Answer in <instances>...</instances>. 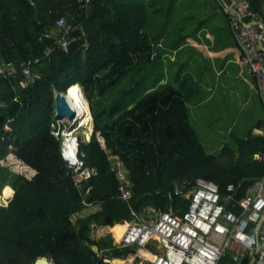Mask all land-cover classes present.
<instances>
[{"label": "trees", "instance_id": "1", "mask_svg": "<svg viewBox=\"0 0 264 264\" xmlns=\"http://www.w3.org/2000/svg\"><path fill=\"white\" fill-rule=\"evenodd\" d=\"M142 1L0 0V68L8 74L12 66L19 69L0 73V135L7 138L10 127L23 143L13 154L0 144V198L15 193L8 206L0 203V264H35L39 257L56 264H78L82 258L108 264L106 255L122 258L131 249L116 248L112 234L97 238L95 233L123 220L133 222V211L148 219L152 210H187L189 201L170 196L175 182L205 177L222 192L233 184L244 195L264 177V163L253 160L264 148L263 137L249 134L238 150L226 146L219 153L203 143L179 92L188 82L199 93L193 58L181 61L177 80L170 70L174 79L153 91L165 77L158 63L161 39L156 37L160 31L150 29ZM249 3L253 18L264 24V0ZM61 17L73 27L67 52L58 46ZM169 26L170 21L163 31ZM46 29L51 38H42ZM152 66L158 74L151 81ZM67 90L82 115L92 109L95 119L92 138L78 137L83 167L97 173L81 189L62 156L64 137L55 116V93ZM12 155L33 172L31 177L3 164ZM98 177L109 181L103 192L94 190L92 180ZM124 188L132 192L129 200ZM87 203L97 211L80 216ZM118 225L123 232H112L117 241L128 226Z\"/></svg>", "mask_w": 264, "mask_h": 264}, {"label": "built area", "instance_id": "2", "mask_svg": "<svg viewBox=\"0 0 264 264\" xmlns=\"http://www.w3.org/2000/svg\"><path fill=\"white\" fill-rule=\"evenodd\" d=\"M249 2L223 0L222 6L230 18L232 32L241 50L239 63L255 79L264 108L263 34L259 21L253 18L255 15ZM56 30L61 34L58 46L67 52L72 25L61 17L56 22ZM51 37L50 29L42 34V38ZM50 53L52 49H47V54ZM0 73L7 76L19 73V69L12 66L8 74L0 68ZM24 73L31 80V67H27ZM53 134L58 136L59 132L54 131ZM61 134L64 137L62 156L73 169L76 186L81 189L82 182L97 173L95 169L83 167L78 151L75 160L66 156V133ZM254 160L264 163V148ZM123 191L124 199L129 200L132 192L128 188ZM170 196L189 201L188 209L171 207L168 211H154L156 218H152L150 223L141 220L133 211L135 220L128 224L122 240L115 243L116 248H129L131 252L121 259L122 263L107 259L108 264H264V177L248 187L244 195H240L233 184L222 192L214 180L185 178L174 183ZM85 206L91 208L94 204L87 203ZM145 247L151 257L138 261L137 255ZM103 254L104 251L99 256L103 258ZM132 255L133 259L128 257ZM245 255H248L246 262L243 260ZM225 260L228 262L225 263ZM82 261L91 264L85 258L79 259L78 264Z\"/></svg>", "mask_w": 264, "mask_h": 264}, {"label": "crops", "instance_id": "3", "mask_svg": "<svg viewBox=\"0 0 264 264\" xmlns=\"http://www.w3.org/2000/svg\"><path fill=\"white\" fill-rule=\"evenodd\" d=\"M142 2L148 10L150 29L155 33L160 31L156 35L161 39L157 53L163 73L168 75L170 70H174L177 80L183 68L182 60L193 58L197 64L199 93L190 89L188 82L184 85L183 92H179L183 94L191 110L193 125L195 118L192 110L202 105L208 106L214 126L212 151L204 143L208 150L219 153L226 146L238 150V143L247 140L249 134L252 137L264 138V108L259 98L257 84L239 63L241 50L232 32L230 18L223 11V0H143ZM150 17L155 18L154 21L150 22ZM169 21V29L165 32L164 24ZM259 24L263 34L261 44L264 48V24L261 21ZM178 39L181 40L178 42L181 45L184 43L189 45L191 40L194 46L183 49L181 53L183 55L179 56L175 45ZM223 44L227 45L223 46ZM163 45L167 47L164 48ZM189 72L194 74L192 71ZM210 74H213V77ZM93 133L94 131L92 135ZM198 133L201 136L200 131ZM256 155L253 156V160ZM154 211L149 212L148 219L140 216L141 220L150 223ZM129 223L131 222L126 221L122 225ZM127 254H124L123 258ZM132 256L128 257L133 259L134 255ZM106 257L116 261L108 255ZM117 260L121 261L118 257Z\"/></svg>", "mask_w": 264, "mask_h": 264}, {"label": "rangeland", "instance_id": "4", "mask_svg": "<svg viewBox=\"0 0 264 264\" xmlns=\"http://www.w3.org/2000/svg\"><path fill=\"white\" fill-rule=\"evenodd\" d=\"M238 1H242V0H238ZM154 19L155 18L150 17V22L154 21ZM194 39H197V38H194ZM179 41H181V40L178 39L177 44H175L176 48H177V53L179 54V56L183 55V54H181L183 49H186L187 47L191 48L192 46H194L193 41H191V40H189V42H190L189 45H186L185 43H184V45H181L178 43ZM226 45L227 44H223V46H226ZM163 47L165 48V47H167V45H163ZM159 48H161V47H159ZM149 72H151L150 78L152 81V78L157 76V74H158L156 72V66H152L151 70H149ZM172 73H173V71L170 74L165 75V77H163V80H159V81L157 80V84L154 86L153 91L162 90L166 83L173 80L174 77L172 76ZM72 100L74 101V99H72ZM88 104H89V102H88ZM89 108H91V105H89ZM192 114L195 118L194 126L196 127V129L198 131H200L203 143H205L208 146L209 150L212 151V148L214 147V145L212 143V142H214V132H213L214 126H213L212 114L209 113L208 106L202 105V106L192 110ZM87 116H89L88 120L86 119ZM59 122H60V125L62 126L61 131L63 133H66V135H67V133H69V132H75L74 134L77 138L81 136L85 139H89V138H91L92 132L94 131L95 119H94V116L92 113V109H91V113H84L81 117H78L76 119H60ZM6 131H7V138L0 135V144L8 146V149L13 154L15 151H17L18 149H20L22 147L23 143L21 141H19L18 136L15 132L14 133L16 136H14V134H12L11 131H13V130L10 127H7ZM88 134H91V136H88ZM3 164L5 166H8L9 168H11L13 171L26 173L28 175V177H31V175L33 174V172L29 168H27V166H25L20 160H18L17 157L14 155H12L7 161L3 162ZM119 165L121 166V172H120L121 177L123 179H127L124 166H122V164H119ZM97 179L92 180V182L94 184L93 187H94V190L96 192H103L108 187H110L109 181L106 177H98ZM2 194H3V192H2ZM14 197H15V193L11 199H6L5 195H4L2 198H0V203H2L3 206L4 205L8 206L11 203V201L14 199ZM97 209L98 208H93V207L86 209V210H84L83 214H81L80 216H85V215L94 213L97 211ZM74 220H76V218H74ZM148 221L149 220H147V222ZM111 233H112L111 229H106V230H101L97 234L95 233V235H97L96 236L97 238H100L103 235H109ZM114 237H115V235H114ZM116 242H117V239L115 237V243ZM115 259L117 260V258H115ZM118 259H123V257L122 258L118 257ZM117 261H119V260H117Z\"/></svg>", "mask_w": 264, "mask_h": 264}, {"label": "water", "instance_id": "5", "mask_svg": "<svg viewBox=\"0 0 264 264\" xmlns=\"http://www.w3.org/2000/svg\"><path fill=\"white\" fill-rule=\"evenodd\" d=\"M0 63H2V62H0ZM67 97H68V91L63 92V93H61V92L55 93V97H54L55 116H56V118H59V119H76L77 117L75 115V111L71 107L70 103L68 102ZM76 139L78 140L77 137H76ZM77 143H78V145H77V151H78L79 150V142L77 141ZM152 218H156V215L154 214L152 216ZM124 223H126L125 220L121 221L120 223L117 222L116 225H118V224L122 225ZM95 251L99 254L101 253L99 245L95 246ZM247 259H248V255H245V257L243 259L244 262H246ZM35 264H56V263L49 260L47 257H39V258H37Z\"/></svg>", "mask_w": 264, "mask_h": 264}, {"label": "bare ground", "instance_id": "6", "mask_svg": "<svg viewBox=\"0 0 264 264\" xmlns=\"http://www.w3.org/2000/svg\"><path fill=\"white\" fill-rule=\"evenodd\" d=\"M67 99H68V102L70 103L71 107L74 109L76 117L77 118L78 117H81L82 116L81 111L73 103V100L69 97V95H68ZM86 119L88 120L89 119V116H87ZM77 141L78 140L76 139V136L73 135V132L67 133L66 139H65V154H66L67 157L71 158L72 160H75V158H76V154H77L76 151H77V145H78ZM122 231H123V228L120 225H117L112 230V232H122ZM122 238L120 240H118V241H121ZM143 256L146 257V258H150L151 257V253H150V251H149V249L147 247H145L139 253V255H137L138 261H142L144 259ZM116 262L122 263V260L121 261H117L116 260Z\"/></svg>", "mask_w": 264, "mask_h": 264}, {"label": "clouds", "instance_id": "7", "mask_svg": "<svg viewBox=\"0 0 264 264\" xmlns=\"http://www.w3.org/2000/svg\"><path fill=\"white\" fill-rule=\"evenodd\" d=\"M68 90H69V89H68ZM68 90H67V91H68ZM77 121H78V120H77Z\"/></svg>", "mask_w": 264, "mask_h": 264}]
</instances>
